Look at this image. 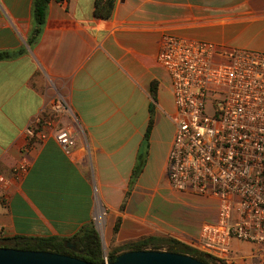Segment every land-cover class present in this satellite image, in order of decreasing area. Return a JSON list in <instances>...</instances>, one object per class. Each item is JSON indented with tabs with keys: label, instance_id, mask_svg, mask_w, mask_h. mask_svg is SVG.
<instances>
[{
	"label": "crops",
	"instance_id": "0c3cea01",
	"mask_svg": "<svg viewBox=\"0 0 264 264\" xmlns=\"http://www.w3.org/2000/svg\"><path fill=\"white\" fill-rule=\"evenodd\" d=\"M32 2L0 0V51L13 53L0 59V176L7 180L0 182V245L71 237L99 203L107 211L104 236L115 246L145 237L180 241L164 233L178 228L191 194L162 193L176 129L170 78L157 59L162 36L208 41L223 52L264 51V0H115L108 19L94 16L95 0H50L30 46ZM59 94L79 127L75 145L66 149L49 136L27 147L25 128ZM23 157L29 168L15 176ZM232 248L235 264L260 260L255 244L233 240Z\"/></svg>",
	"mask_w": 264,
	"mask_h": 264
},
{
	"label": "built area",
	"instance_id": "2783aa9c",
	"mask_svg": "<svg viewBox=\"0 0 264 264\" xmlns=\"http://www.w3.org/2000/svg\"><path fill=\"white\" fill-rule=\"evenodd\" d=\"M157 59L168 72L176 108L165 167L168 184L177 192L217 200L215 219L202 223L191 246L220 264H235L233 240L249 242L260 247L255 264H264V51L235 47L223 52L208 41L164 34ZM64 117L69 121L63 123ZM24 134L27 147L52 136L68 149L79 127L59 94ZM28 168L23 157L12 173L20 176ZM0 182L7 180L0 176ZM106 216L99 203L91 222L99 230Z\"/></svg>",
	"mask_w": 264,
	"mask_h": 264
},
{
	"label": "trees",
	"instance_id": "16d2710c",
	"mask_svg": "<svg viewBox=\"0 0 264 264\" xmlns=\"http://www.w3.org/2000/svg\"><path fill=\"white\" fill-rule=\"evenodd\" d=\"M50 0H33L32 2V28L27 36V43L32 46L40 37L46 21L47 6ZM61 1V0H59ZM115 0H95L93 14L96 18L108 19L113 13ZM13 55L8 51H0V59ZM152 96L155 97L156 87H151ZM152 118H150L145 131V146L150 135ZM142 165L141 154L133 169L131 183L138 174ZM128 194V192H127ZM123 208V205L122 207ZM120 218H117L113 227L118 230ZM72 242L76 249L65 246V242ZM16 246L20 249L43 250L63 254H69L80 259L94 263L104 262L102 242L99 232L92 222L82 225L71 237L47 236V237H15L14 242H5L3 246ZM130 250H165L191 255L207 264H220L219 260L206 255L195 248L185 245L173 237H145L135 241H128L112 247L107 251L108 261L115 259L122 252Z\"/></svg>",
	"mask_w": 264,
	"mask_h": 264
},
{
	"label": "water",
	"instance_id": "95a60500",
	"mask_svg": "<svg viewBox=\"0 0 264 264\" xmlns=\"http://www.w3.org/2000/svg\"><path fill=\"white\" fill-rule=\"evenodd\" d=\"M65 246L76 249L67 241ZM0 264H207L191 255L165 250H130L120 253L112 261L94 263L78 257L43 250L20 249L0 245Z\"/></svg>",
	"mask_w": 264,
	"mask_h": 264
},
{
	"label": "rangeland",
	"instance_id": "374dc122",
	"mask_svg": "<svg viewBox=\"0 0 264 264\" xmlns=\"http://www.w3.org/2000/svg\"><path fill=\"white\" fill-rule=\"evenodd\" d=\"M222 97V94H216L217 99H222ZM205 106L207 113L209 115H212L213 108L212 105L208 103V100H206ZM170 192L179 193L177 191H174L170 187L169 191H163L162 193L164 196L169 197L171 196ZM190 194L191 195L184 196L186 197L187 201L183 206H180L181 221L178 224V228L173 231H164V233L174 232L175 235H177V237L179 238L180 242L184 243L185 245H188V242H191V239L197 234L203 222L213 220L217 214V200L215 198L193 192H190ZM160 210L163 212V209ZM98 232L100 233L102 242L103 255L104 257H107V251L118 243L114 241L113 237L111 239L114 241V243L112 242V240L108 241V238L104 236L103 228H100Z\"/></svg>",
	"mask_w": 264,
	"mask_h": 264
}]
</instances>
